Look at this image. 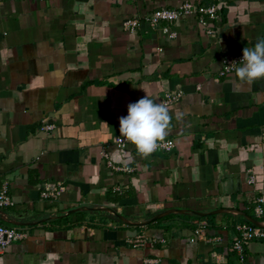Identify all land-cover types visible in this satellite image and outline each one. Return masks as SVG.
I'll use <instances>...</instances> for the list:
<instances>
[{
    "label": "crops",
    "instance_id": "0c3cea01",
    "mask_svg": "<svg viewBox=\"0 0 264 264\" xmlns=\"http://www.w3.org/2000/svg\"><path fill=\"white\" fill-rule=\"evenodd\" d=\"M184 2L218 6L215 35L191 16L121 28ZM258 39L264 0H0V185L13 203L0 225L25 228L0 264H238L234 226L254 219L264 189V79L236 90L235 71H218ZM169 91L180 93L167 106L174 147L147 158L115 148L128 105ZM203 223L219 243L189 242ZM138 234L145 245L132 248ZM243 252L264 264V240Z\"/></svg>",
    "mask_w": 264,
    "mask_h": 264
},
{
    "label": "built area",
    "instance_id": "2783aa9c",
    "mask_svg": "<svg viewBox=\"0 0 264 264\" xmlns=\"http://www.w3.org/2000/svg\"><path fill=\"white\" fill-rule=\"evenodd\" d=\"M218 6L211 4L208 6L195 5L192 3L184 2L174 8H160L152 11L149 14L144 15L142 18H127L122 21L121 28L129 33H133L139 25V21L142 20L150 27L158 26L160 23H172L179 19L186 17H194L196 23L202 27L204 34L207 36H213L216 34V28L212 23L218 19ZM160 32L166 35L167 38H174L175 34L170 32L167 27H162ZM243 52L230 56L228 61L222 63L221 69L218 71L219 76H223L227 73L235 71L239 66V62L242 59ZM236 62L237 64H233ZM233 64V65H232ZM180 93L177 91L165 92L160 100V103H164L166 106L172 105L178 101ZM40 129L44 132L50 131L52 125H42ZM114 147L117 149H123L126 145H131L136 152L135 147L124 141L120 137H116L113 141ZM174 147V143L170 139H163L159 141V147L153 153L156 152H169ZM152 153V154H153ZM138 154V153H137ZM102 157L105 160L106 166L112 171L124 170L120 167L113 165L109 160L105 152L102 153ZM247 183H253V176L250 174L247 177ZM62 186L59 183L53 185H44L40 190L39 196L42 199L54 198L60 191ZM115 191H118L116 189ZM13 206V203L7 192L6 183L0 185V209L9 208ZM252 212L256 221L264 224V189L258 192V195L254 198L252 205ZM236 233L235 238L230 243V248L238 262V264H246L244 256V246L250 241L264 240V228L257 227L249 222L238 223L234 226ZM25 237V228L22 227H9L0 225V254L6 249V247L12 242H17ZM147 238L143 234L135 235L132 239L128 240V244L132 248H141L145 245ZM205 241L210 244L219 243V237H209L204 235V223L197 225L192 231V237L189 239L190 243L194 241ZM155 242V241H154ZM158 242L163 243L160 239Z\"/></svg>",
    "mask_w": 264,
    "mask_h": 264
},
{
    "label": "clouds",
    "instance_id": "9594fccd",
    "mask_svg": "<svg viewBox=\"0 0 264 264\" xmlns=\"http://www.w3.org/2000/svg\"><path fill=\"white\" fill-rule=\"evenodd\" d=\"M238 65L235 69L236 90L250 87L256 81L264 79V39H258L253 47H245ZM170 121L167 106L156 103L145 95L129 104L127 116L119 119V137L132 144L142 158H147L157 150L159 141L167 135Z\"/></svg>",
    "mask_w": 264,
    "mask_h": 264
},
{
    "label": "water",
    "instance_id": "95a60500",
    "mask_svg": "<svg viewBox=\"0 0 264 264\" xmlns=\"http://www.w3.org/2000/svg\"><path fill=\"white\" fill-rule=\"evenodd\" d=\"M105 211H108L109 209H104ZM110 211V210H109ZM108 211V212H109ZM112 213V215H114V216H116L115 215V213H113V212H111ZM166 213H162V214H159V215H157L156 217H154L153 219H157V218H159V217H161V216H163V215H165ZM209 214H212V213H209ZM200 216H204V214H200ZM244 217V219H245V221H247V222H249L250 224H252V225H254V226H257V227H262V228H264V224H262V223H260V222H258V221H256V220H254L253 218H251V217H249V216H243ZM4 221H6L5 219H3ZM122 220V219H121ZM124 223H126V224H131V223H128L127 221H124V220H122ZM13 224H15V225H17V226H21V225H24V224H21V223H13ZM146 223H142L141 225H145ZM134 225H136V224H134Z\"/></svg>",
    "mask_w": 264,
    "mask_h": 264
},
{
    "label": "trees",
    "instance_id": "16d2710c",
    "mask_svg": "<svg viewBox=\"0 0 264 264\" xmlns=\"http://www.w3.org/2000/svg\"><path fill=\"white\" fill-rule=\"evenodd\" d=\"M246 222V221H245Z\"/></svg>",
    "mask_w": 264,
    "mask_h": 264
}]
</instances>
